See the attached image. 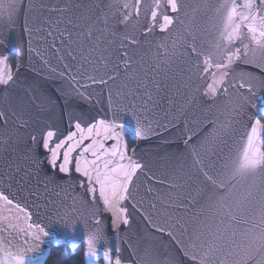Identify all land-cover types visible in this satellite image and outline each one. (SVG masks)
I'll list each match as a JSON object with an SVG mask.
<instances>
[{
	"label": "water",
	"instance_id": "water-1",
	"mask_svg": "<svg viewBox=\"0 0 264 264\" xmlns=\"http://www.w3.org/2000/svg\"><path fill=\"white\" fill-rule=\"evenodd\" d=\"M124 2L134 4V0H24L18 18L0 19V56L7 57L9 66L13 57L10 67L16 83L10 96L20 102L15 115L9 112L7 129L0 128V192L14 202L8 206L0 201V238L12 241L11 248L5 245L8 251L31 246L29 264H45L51 248L73 252L79 246L83 264H106L105 249L111 250L114 261L116 247L122 264H154L156 260L167 264L173 258L176 264H192L179 250V241L186 246L195 242L197 247L189 251L198 256L214 241L222 246L215 256L217 264L221 259L235 261L252 235L260 232V195L243 200L251 181H233L225 201L235 216L230 219L219 206L222 194L204 183L194 165L193 149L205 165L223 170L222 165L243 149L250 121L264 117V89L247 93V88L239 87L241 69L247 68L241 65L228 78L227 93L221 92L216 99L204 94L215 69L204 73L203 58L190 55L189 45L195 37L198 50H210L217 35L213 24L220 26L214 7L193 12L201 0H181L186 7L171 29L161 32L157 25L146 35L143 11L127 26L120 22ZM208 2L214 6L217 0ZM149 4L151 0H144V6ZM125 37H134L137 43L128 44ZM105 72L119 73L115 82H109L111 107L109 89L88 80ZM78 86H87L80 91L89 99L76 93ZM5 95L0 93V108H5ZM77 119L85 129L101 119L125 123L126 155L143 165L129 184L128 199L121 202L129 223L119 230L113 228V215L102 202L93 204L92 196H87L88 205H84L82 178L74 170L70 176L54 174L42 146L31 139L49 128L62 138L76 131ZM136 120L151 129L144 139L137 140L128 131ZM8 136L11 139L5 143ZM103 142L111 148L116 141ZM53 175L55 180L50 181ZM95 198L100 200L98 189ZM73 206L78 211L69 225L62 217ZM97 207L99 226L92 217ZM29 224H39L50 235L25 244L20 230L27 231ZM96 227L106 238L97 245L99 258L92 259L84 255L83 236ZM227 251L233 255L225 257Z\"/></svg>",
	"mask_w": 264,
	"mask_h": 264
},
{
	"label": "snow or ice",
	"instance_id": "snow-or-ice-1",
	"mask_svg": "<svg viewBox=\"0 0 264 264\" xmlns=\"http://www.w3.org/2000/svg\"><path fill=\"white\" fill-rule=\"evenodd\" d=\"M24 7V0H0V19L7 17L9 21L14 20L18 18ZM185 7L181 0H151V4L148 6H144V0H134V4L124 2L121 6L120 22L127 26L133 17L138 20L143 11L147 21L144 29L146 35L153 31L157 25L161 32H165L169 31L176 23V18ZM213 7L219 18L220 26L213 24L217 35L209 44L210 50L207 52L198 50L195 37H193V43L189 45L190 55L203 58L204 73H208L212 68L215 69V72L212 73V82L208 84L204 94L216 99L221 92L227 93L228 78L241 65L247 66V68L241 69L240 75L243 79L239 87L247 88V93H252L256 89H264V0H217L214 6L208 0H201V3L194 7L193 12ZM185 14L187 15V13ZM88 35L91 38V31ZM125 39L128 44L137 43L134 37H125ZM121 47L124 48L123 43ZM16 52L19 55L20 49L17 48ZM168 54V50L165 48L163 55L167 56ZM214 57H218V59H214ZM6 60L7 57L0 56V93L6 94L4 96L5 108H0V128L4 129H7L9 124V112L15 115L16 108L20 106V102L10 96V90L15 85L16 78L11 67L6 64ZM129 66V58L125 51L124 67L127 70ZM118 74V72L114 74L105 72L104 76L91 75L88 77L92 85H101L109 89L110 107L112 105V90L109 82H115ZM72 80L75 81V77H72ZM232 86L235 87L234 84ZM80 87L87 86L75 87L76 93L89 99L84 92L80 91ZM117 96L122 97L123 93L118 91ZM245 100H247V94H245ZM69 119L71 121L72 117ZM73 126L76 131H69L62 138L58 137L57 130L49 128L39 138L33 135L31 139L34 144L42 146L47 154V163L54 174L58 172L64 176H70L74 170L82 178L80 186L85 189L84 205H88L87 196H92L93 204L98 205L102 202L105 210L110 211L113 215V228L119 230L122 224L129 223L127 216L124 215L127 210L121 206V202L128 199L129 184L137 170L143 167L141 163L126 155L127 147L122 142L126 125L123 122L118 123L115 119H101L89 123L85 129L81 121L77 119ZM101 128L103 129V138H101ZM85 131H87V136H85ZM128 131L133 134L135 139L140 140L146 138L151 129L144 126L140 120H136L135 125ZM109 138L116 142L111 148H106L103 141ZM10 139L11 136H8L4 142L7 143ZM86 140L91 142L86 144ZM190 141L191 137H189V141H186V146ZM193 155L195 157L194 165L203 177L204 183L211 186L217 193L222 194L219 206L230 219H235V216L232 214V209L226 206L225 201L230 196V185L233 181H251L248 184V192L242 197L243 200L254 198L257 194L260 195V232L252 235L249 246L236 254L238 259L235 261L221 259L219 264H264V117L250 121V130L243 149L222 165L223 170L212 165H205L195 148ZM89 156L92 159H88ZM49 179L50 181L55 180V175ZM174 186L170 185V187ZM97 189L99 190V201L95 198ZM0 201H6L8 206H12L14 203L2 192H0ZM16 207L19 206L16 205ZM77 211L73 206L64 213L62 219L66 224L71 225L72 214ZM98 211L97 207L96 211L92 213L97 226L101 223ZM157 230L165 231L162 228ZM20 231L24 233L25 244H28L29 240L39 242L41 236L48 237L50 235L39 224H29L27 231L23 229ZM168 235L172 236V233L169 232ZM105 238L106 234L100 227L90 230L83 236V244L86 246L84 255L98 259L97 245ZM6 244L8 248L13 246L11 240L5 241L0 238V264H29L30 257L27 253L33 250L31 246L12 252L6 250ZM196 247L195 242L188 246L183 241L178 242L179 250L192 264H217L215 256L222 250L221 245H216L214 241L209 242L208 250L199 256L194 251H189V248ZM115 251L118 255L113 261L110 255L111 250L105 249L103 259L106 264H122L119 256L120 248L116 247ZM223 255L230 257L233 254L227 251ZM210 256L213 257L211 261L209 260ZM154 264H159V260L154 261ZM167 264H176V261L174 258L169 259Z\"/></svg>",
	"mask_w": 264,
	"mask_h": 264
},
{
	"label": "trees",
	"instance_id": "trees-1",
	"mask_svg": "<svg viewBox=\"0 0 264 264\" xmlns=\"http://www.w3.org/2000/svg\"><path fill=\"white\" fill-rule=\"evenodd\" d=\"M10 66L13 65V57L9 58ZM128 146L132 143L127 139ZM45 264H83V249L81 246L77 247L73 252H70L65 247L51 248L49 256Z\"/></svg>",
	"mask_w": 264,
	"mask_h": 264
}]
</instances>
